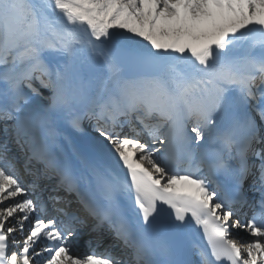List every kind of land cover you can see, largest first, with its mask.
Returning a JSON list of instances; mask_svg holds the SVG:
<instances>
[{"label":"snow or ice","instance_id":"obj_1","mask_svg":"<svg viewBox=\"0 0 264 264\" xmlns=\"http://www.w3.org/2000/svg\"><path fill=\"white\" fill-rule=\"evenodd\" d=\"M0 264H264V0H0Z\"/></svg>","mask_w":264,"mask_h":264},{"label":"bare ground","instance_id":"obj_2","mask_svg":"<svg viewBox=\"0 0 264 264\" xmlns=\"http://www.w3.org/2000/svg\"><path fill=\"white\" fill-rule=\"evenodd\" d=\"M22 162H23V160H22Z\"/></svg>","mask_w":264,"mask_h":264}]
</instances>
